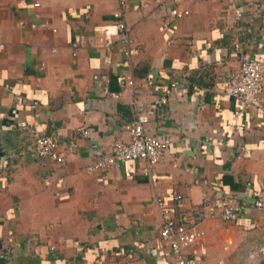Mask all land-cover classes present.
Masks as SVG:
<instances>
[{"label":"crops","instance_id":"1","mask_svg":"<svg viewBox=\"0 0 264 264\" xmlns=\"http://www.w3.org/2000/svg\"><path fill=\"white\" fill-rule=\"evenodd\" d=\"M173 7L189 15L171 20ZM0 42V264H176L155 202L173 190L186 208L212 203L187 258L247 260L237 250L264 226V107L235 118L223 88L241 54L264 62V0H0ZM177 80L147 125L163 159L89 174L95 148L129 141L138 108ZM21 122L53 136L63 163L38 158ZM223 200L242 205L235 221Z\"/></svg>","mask_w":264,"mask_h":264},{"label":"built area","instance_id":"2","mask_svg":"<svg viewBox=\"0 0 264 264\" xmlns=\"http://www.w3.org/2000/svg\"><path fill=\"white\" fill-rule=\"evenodd\" d=\"M33 5L38 7L40 3ZM187 15H189L188 10L178 7H173L169 11L171 20H178ZM113 19L121 34L122 42H129L128 29L122 10L115 12ZM163 28H169L168 21L163 24ZM3 46L0 42V47ZM239 59L241 69L226 79L223 88L224 94L236 103L233 111L235 118L243 116L249 110H260L264 107V62L245 54H241ZM124 84L132 86L133 81L128 79L124 81ZM180 84L181 81L177 80L170 86L161 88L160 96L149 105L147 112L143 111V108H138L135 120L125 126V130L130 136L129 141L118 139L107 150L95 148V159L92 164L87 166V172L92 174L97 171L114 170L123 163L136 160L143 161L148 166L160 162L167 148V142L148 134L149 115H154L160 108L166 106L169 97ZM113 96L118 97V95ZM20 126L26 129L31 136L38 158H50L57 164L63 163L64 155L59 151V142L53 136L29 126L26 122H21ZM76 132L83 138H89L92 130L87 127H80ZM77 149L78 146L74 141L67 144L69 153H74ZM151 181L155 183L156 179L152 178ZM46 185H49V181H46ZM155 202L162 219L160 238L168 243L176 264H198L196 260L187 258L186 250L202 235L197 231V228L205 218V210L212 206L211 201L204 198L200 204L186 208L183 195L173 190L168 198L156 197ZM217 207L219 216L224 222L235 221L243 210L242 205L226 200L218 202ZM255 207H264L262 197L257 198ZM94 264H106V262L96 258Z\"/></svg>","mask_w":264,"mask_h":264},{"label":"rangeland","instance_id":"3","mask_svg":"<svg viewBox=\"0 0 264 264\" xmlns=\"http://www.w3.org/2000/svg\"><path fill=\"white\" fill-rule=\"evenodd\" d=\"M240 255H247V260L240 262V257L235 258V264H264V226L250 230L246 234V240L242 243L240 248L237 250ZM249 255L253 258L249 259Z\"/></svg>","mask_w":264,"mask_h":264}]
</instances>
